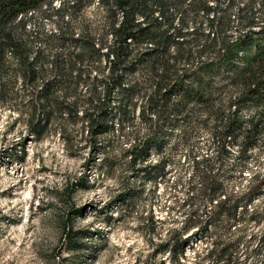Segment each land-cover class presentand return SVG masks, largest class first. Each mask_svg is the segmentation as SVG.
Returning a JSON list of instances; mask_svg holds the SVG:
<instances>
[{
	"label": "rangeland",
	"instance_id": "rangeland-1",
	"mask_svg": "<svg viewBox=\"0 0 264 264\" xmlns=\"http://www.w3.org/2000/svg\"><path fill=\"white\" fill-rule=\"evenodd\" d=\"M35 20L40 42L64 27L68 37L100 44L107 29L97 3L63 21L42 12ZM187 20L189 29L205 22L192 14ZM92 62L105 65L103 57ZM129 79L138 85L129 102L135 107L117 117L99 150L88 144L81 121L57 119L41 135L32 132L38 119L26 104L32 96L20 111L0 106V264H264V138L248 157L231 141V154L220 158L213 122L202 112L189 109L179 126L150 114L155 79L143 73ZM85 92L82 83L78 93ZM256 110L249 105L244 115ZM156 139L162 148L134 163L131 154L139 151L132 145ZM207 154L213 160L194 164V156ZM69 229L85 234L77 252Z\"/></svg>",
	"mask_w": 264,
	"mask_h": 264
},
{
	"label": "trees",
	"instance_id": "trees-1",
	"mask_svg": "<svg viewBox=\"0 0 264 264\" xmlns=\"http://www.w3.org/2000/svg\"><path fill=\"white\" fill-rule=\"evenodd\" d=\"M87 3H97L105 14L107 29L100 44L68 37L64 27L47 33L44 42L33 33L36 14L63 21ZM189 14L203 16L205 22L189 29ZM102 57L104 66L92 62ZM138 73L155 79L150 114L179 126L193 108L213 122L217 156L231 154L227 145L232 141L248 157L264 138V0H0V106L20 111L25 97L32 96L26 104L38 115L31 123L35 134L41 135L53 120L81 121L88 144L99 150V140L115 127L117 117L124 119L135 107L129 102L138 85L129 78ZM51 75L57 76L55 81L49 80ZM82 83L84 94L78 93ZM249 105L257 110L244 115ZM141 114L146 116L145 107ZM62 135L70 149V138ZM157 142L132 145L139 151L132 152V161L161 149ZM211 160L208 154L193 159L195 165ZM83 180L77 182L82 185ZM84 236L69 229L72 252L86 245Z\"/></svg>",
	"mask_w": 264,
	"mask_h": 264
}]
</instances>
